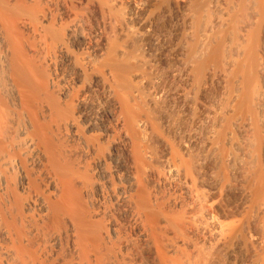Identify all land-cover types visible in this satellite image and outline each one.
<instances>
[{"label": "bare ground", "instance_id": "1", "mask_svg": "<svg viewBox=\"0 0 264 264\" xmlns=\"http://www.w3.org/2000/svg\"><path fill=\"white\" fill-rule=\"evenodd\" d=\"M0 264H264V0H0Z\"/></svg>", "mask_w": 264, "mask_h": 264}, {"label": "rangeland", "instance_id": "2", "mask_svg": "<svg viewBox=\"0 0 264 264\" xmlns=\"http://www.w3.org/2000/svg\"><path fill=\"white\" fill-rule=\"evenodd\" d=\"M156 4H158V2H157ZM228 201H229V202L231 201V197L229 198V197H226V196H225V197H224V200H223V203H224L225 205H228V206H229V204H228L229 202H228Z\"/></svg>", "mask_w": 264, "mask_h": 264}]
</instances>
